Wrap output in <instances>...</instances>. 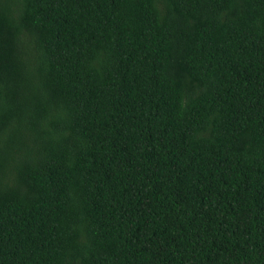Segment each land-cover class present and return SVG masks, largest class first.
Listing matches in <instances>:
<instances>
[{"label":"trees","instance_id":"obj_1","mask_svg":"<svg viewBox=\"0 0 264 264\" xmlns=\"http://www.w3.org/2000/svg\"><path fill=\"white\" fill-rule=\"evenodd\" d=\"M0 264H264V0H0Z\"/></svg>","mask_w":264,"mask_h":264}]
</instances>
